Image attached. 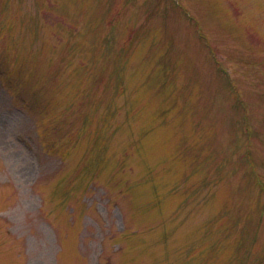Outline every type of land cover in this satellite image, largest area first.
I'll return each mask as SVG.
<instances>
[{
  "label": "rangeland",
  "instance_id": "1",
  "mask_svg": "<svg viewBox=\"0 0 264 264\" xmlns=\"http://www.w3.org/2000/svg\"><path fill=\"white\" fill-rule=\"evenodd\" d=\"M0 264H264V0H0Z\"/></svg>",
  "mask_w": 264,
  "mask_h": 264
}]
</instances>
